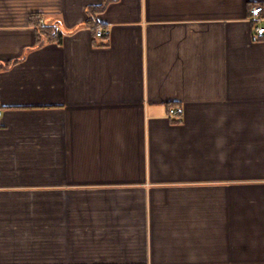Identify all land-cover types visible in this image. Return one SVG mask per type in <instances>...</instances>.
Listing matches in <instances>:
<instances>
[{"label":"crops","instance_id":"0c3cea01","mask_svg":"<svg viewBox=\"0 0 264 264\" xmlns=\"http://www.w3.org/2000/svg\"><path fill=\"white\" fill-rule=\"evenodd\" d=\"M105 2L0 0V264H264V0Z\"/></svg>","mask_w":264,"mask_h":264},{"label":"trees","instance_id":"16d2710c","mask_svg":"<svg viewBox=\"0 0 264 264\" xmlns=\"http://www.w3.org/2000/svg\"><path fill=\"white\" fill-rule=\"evenodd\" d=\"M111 1L113 0H106V2L104 3V5L100 6V7H89L87 9V14H88V21L86 23V26L88 28H90V30L92 31L93 35L96 38L102 39V40H106L107 39V35H104L102 37H98V30L100 29V25L98 24L97 21V16L99 13H101L107 4H109ZM40 15L38 14H32L30 15V23L34 26H36V33H37V39H36V44L37 47H42L47 43H55L58 45L62 44V39L63 36L60 32H58L57 30H55L54 28H47V27H40L39 23H40ZM96 41V40H95ZM104 46V44H103Z\"/></svg>","mask_w":264,"mask_h":264},{"label":"built area","instance_id":"2783aa9c","mask_svg":"<svg viewBox=\"0 0 264 264\" xmlns=\"http://www.w3.org/2000/svg\"><path fill=\"white\" fill-rule=\"evenodd\" d=\"M262 12H263V7L254 8L253 17H254L255 22L259 21L260 14ZM97 34H98V37H102V36L106 35V32L102 29H99ZM262 38H264V27H262L260 25H256L255 30H254V35H253V41L254 42L259 41ZM170 114L172 116L181 115L182 111L180 109L179 110L172 109V110H170ZM1 115H2V112L0 111V117H1Z\"/></svg>","mask_w":264,"mask_h":264}]
</instances>
